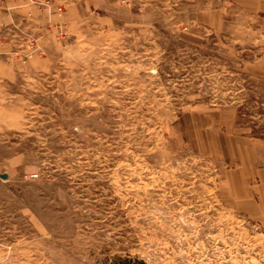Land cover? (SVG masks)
I'll list each match as a JSON object with an SVG mask.
<instances>
[{"label":"rangeland","instance_id":"374dc122","mask_svg":"<svg viewBox=\"0 0 264 264\" xmlns=\"http://www.w3.org/2000/svg\"><path fill=\"white\" fill-rule=\"evenodd\" d=\"M263 172L264 0H0V264H264Z\"/></svg>","mask_w":264,"mask_h":264},{"label":"crops","instance_id":"0c3cea01","mask_svg":"<svg viewBox=\"0 0 264 264\" xmlns=\"http://www.w3.org/2000/svg\"><path fill=\"white\" fill-rule=\"evenodd\" d=\"M259 179H260V184H261V189H262V191H264V172L263 173H260L259 174ZM261 193V192H260ZM262 194V193H261ZM262 196H263V194H262Z\"/></svg>","mask_w":264,"mask_h":264},{"label":"water","instance_id":"95a60500","mask_svg":"<svg viewBox=\"0 0 264 264\" xmlns=\"http://www.w3.org/2000/svg\"><path fill=\"white\" fill-rule=\"evenodd\" d=\"M1 179H6L8 178V175L6 173L0 174Z\"/></svg>","mask_w":264,"mask_h":264}]
</instances>
